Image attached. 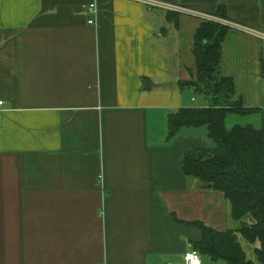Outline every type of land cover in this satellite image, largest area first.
Returning a JSON list of instances; mask_svg holds the SVG:
<instances>
[{"label": "crops", "instance_id": "obj_1", "mask_svg": "<svg viewBox=\"0 0 264 264\" xmlns=\"http://www.w3.org/2000/svg\"><path fill=\"white\" fill-rule=\"evenodd\" d=\"M155 1L187 11L0 0V264H184L191 223L236 226L224 194L182 169L213 146L207 127L167 139L166 118L210 104L178 81L196 79L195 29L223 9L221 73L257 108L224 127L264 130V0Z\"/></svg>", "mask_w": 264, "mask_h": 264}, {"label": "trees", "instance_id": "obj_2", "mask_svg": "<svg viewBox=\"0 0 264 264\" xmlns=\"http://www.w3.org/2000/svg\"><path fill=\"white\" fill-rule=\"evenodd\" d=\"M223 9L217 15L227 18ZM177 23V20H175ZM228 27L205 20L194 33L193 54L196 79L178 81V87H193L207 97V107H180L167 115V139L180 127L206 126L213 146L188 149L183 155V172L202 188L221 191L229 204V219L236 226L217 230L197 220L201 238L189 241V248L212 262L264 264V130L251 126L224 127L227 112L251 113L236 95L232 78L221 73L222 39ZM264 77V63L261 66ZM201 153V156L199 155ZM258 246L254 258L247 256L240 241Z\"/></svg>", "mask_w": 264, "mask_h": 264}, {"label": "built area", "instance_id": "obj_3", "mask_svg": "<svg viewBox=\"0 0 264 264\" xmlns=\"http://www.w3.org/2000/svg\"><path fill=\"white\" fill-rule=\"evenodd\" d=\"M142 3L147 4L149 6L152 7H157V8H165L168 10H176V11H187L184 8H181L179 6H177L176 4H170V3H165V2H161V1H155V0H140ZM95 7V5L93 3L89 4L88 9L89 10H93V8ZM206 15V14H205ZM206 19L205 20H212V21H216L218 22L220 19H214L213 17L206 15L204 16ZM90 23L94 22V19L92 18H88ZM225 22V21H224ZM223 22V23H224ZM228 23V21H226L224 24ZM227 25V24H226ZM1 103V102H0ZM183 262L184 264H201V255L198 251L193 250V249H189V251H186L183 254Z\"/></svg>", "mask_w": 264, "mask_h": 264}, {"label": "rangeland", "instance_id": "obj_4", "mask_svg": "<svg viewBox=\"0 0 264 264\" xmlns=\"http://www.w3.org/2000/svg\"><path fill=\"white\" fill-rule=\"evenodd\" d=\"M225 21V19H220L218 22H220V23H222V24H224L223 22ZM197 97L199 96V97H202V94L201 93H197V94H195ZM203 101H204V103H206V101L203 99ZM234 223V222H233ZM236 223V222H235ZM234 223V224H235ZM240 241H241V243H242V247L245 249V251H246V253H247V256L250 258V259H253L254 258V254L252 253V250H253V246L254 245H252V244H249V243H247L242 237H240ZM201 264H215V263H213V261L212 262H210V260L209 259H207L206 257H204V256H202L201 257Z\"/></svg>", "mask_w": 264, "mask_h": 264}, {"label": "water", "instance_id": "obj_5", "mask_svg": "<svg viewBox=\"0 0 264 264\" xmlns=\"http://www.w3.org/2000/svg\"><path fill=\"white\" fill-rule=\"evenodd\" d=\"M199 155L201 156V153L199 152Z\"/></svg>", "mask_w": 264, "mask_h": 264}]
</instances>
